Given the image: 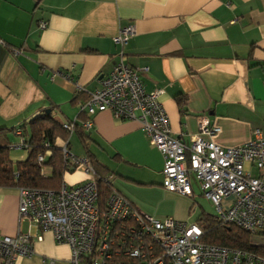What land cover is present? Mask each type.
<instances>
[{
	"label": "crops",
	"instance_id": "crops-1",
	"mask_svg": "<svg viewBox=\"0 0 264 264\" xmlns=\"http://www.w3.org/2000/svg\"><path fill=\"white\" fill-rule=\"evenodd\" d=\"M127 26L134 33L115 44ZM120 60L138 71L146 90L163 89L172 135L183 133L185 144L198 131V116L219 128L212 140L222 147L246 142L255 128L264 133V0H0V128L17 127L47 109L61 123L80 124L88 116L78 115L75 83L88 94ZM92 120L89 130L69 135L70 152L91 154L113 188L140 211L172 216L162 206L184 195L162 186L163 157L140 123L108 110ZM6 137L17 140L13 130ZM64 142L57 137L54 144ZM43 173L50 175V167ZM88 177L72 169L62 184ZM18 204L17 187H0V234L28 235L32 245V254L14 264H69L68 245L20 218Z\"/></svg>",
	"mask_w": 264,
	"mask_h": 264
},
{
	"label": "built area",
	"instance_id": "built-area-1",
	"mask_svg": "<svg viewBox=\"0 0 264 264\" xmlns=\"http://www.w3.org/2000/svg\"><path fill=\"white\" fill-rule=\"evenodd\" d=\"M46 25L44 20L38 22L41 29ZM133 33V27H123L113 41L122 46ZM56 73L71 78L68 73ZM75 86L79 92L84 90L77 83ZM162 93L161 88L146 90L138 71L120 60L101 76L100 86L88 92V99L78 103V111L88 116L80 124L89 130L92 116L106 110L117 119L139 122L149 143L163 157L164 189L191 196L195 184L220 219L250 234L264 231V133L255 128L246 142L222 147L212 140L219 128L206 116H198V131L185 144L183 133L172 135L160 101ZM76 126V119L62 123L70 134ZM14 135L18 140L10 148L25 149L20 128ZM66 143L60 147L68 167H80L90 178L74 186L63 183L58 190L17 189L19 217L30 219L42 231L52 232L58 243L67 244L69 264H264L263 257L247 251L203 243L196 223L144 213L115 190L101 208L89 161L72 154ZM42 144L50 155V143L44 140ZM37 160L42 161L43 155ZM31 254L28 235L0 234V264H14L18 257Z\"/></svg>",
	"mask_w": 264,
	"mask_h": 264
},
{
	"label": "trees",
	"instance_id": "trees-1",
	"mask_svg": "<svg viewBox=\"0 0 264 264\" xmlns=\"http://www.w3.org/2000/svg\"><path fill=\"white\" fill-rule=\"evenodd\" d=\"M76 100L86 101L89 95L79 92ZM184 97H179L178 102L182 105ZM78 115H82L79 112ZM81 122V121H79ZM76 128L82 126L76 119ZM20 128L27 147L23 149L27 155L24 159L18 160L14 165L9 157L10 145L6 137V132ZM70 133L62 127V123L55 119L51 112H44L35 117L24 121L21 125L12 129L0 128V187H32L38 189L58 190L63 182L64 172L72 171L63 159L61 147L54 144L57 137L66 141L69 149L68 137ZM47 140L50 145L48 149L50 155L45 154V146L42 141ZM70 150V149H69ZM43 155V160L38 161L37 156ZM94 171V177L99 189V205L104 208L110 194L115 190L112 184L106 180L110 176L106 173L105 167L95 160L91 154H86ZM50 167L51 174L43 173L44 167ZM116 191V190H115ZM202 231L201 242L226 246L233 249L247 251L255 256L264 258V245L251 240L249 232L240 227L227 223L220 219L216 214L201 215L196 223ZM264 233V231L255 234Z\"/></svg>",
	"mask_w": 264,
	"mask_h": 264
},
{
	"label": "rangeland",
	"instance_id": "rangeland-1",
	"mask_svg": "<svg viewBox=\"0 0 264 264\" xmlns=\"http://www.w3.org/2000/svg\"><path fill=\"white\" fill-rule=\"evenodd\" d=\"M17 140L14 142H17ZM25 154L26 151L22 149L13 148L9 150V157L13 161L14 165L18 160L21 159L20 156ZM253 174L254 175L256 174L255 170H253ZM88 175H89L88 178H90L91 175L90 174ZM193 189H194V193L191 196L176 195L167 198V200L164 203V206H162V209L166 211H170L173 214L172 216H168V217L179 221H185L188 225H190L192 223H197L201 215L215 214V209L213 205L206 197L202 195V193L199 191L198 187L195 184H193ZM263 239H264V233L251 235V240L254 242H257L258 240L262 241Z\"/></svg>",
	"mask_w": 264,
	"mask_h": 264
},
{
	"label": "water",
	"instance_id": "water-1",
	"mask_svg": "<svg viewBox=\"0 0 264 264\" xmlns=\"http://www.w3.org/2000/svg\"><path fill=\"white\" fill-rule=\"evenodd\" d=\"M45 112H46V113L49 112V109H47Z\"/></svg>",
	"mask_w": 264,
	"mask_h": 264
}]
</instances>
